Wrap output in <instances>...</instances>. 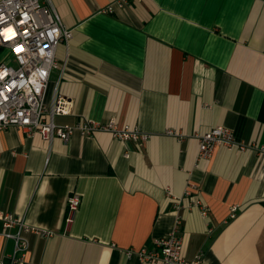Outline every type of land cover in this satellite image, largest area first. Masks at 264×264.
<instances>
[{"label":"crops","instance_id":"0c3cea01","mask_svg":"<svg viewBox=\"0 0 264 264\" xmlns=\"http://www.w3.org/2000/svg\"><path fill=\"white\" fill-rule=\"evenodd\" d=\"M115 1L50 0L72 37L57 48L45 103L68 102L59 126L113 118L149 136L46 141L1 129L0 211L31 230L13 261L0 221V263L160 264L126 250L173 232L187 261L264 264V0H130L106 11ZM215 126L248 149L220 146L196 167L197 136ZM188 183L202 205L185 198ZM72 194L80 205L66 225Z\"/></svg>","mask_w":264,"mask_h":264},{"label":"built area","instance_id":"2783aa9c","mask_svg":"<svg viewBox=\"0 0 264 264\" xmlns=\"http://www.w3.org/2000/svg\"><path fill=\"white\" fill-rule=\"evenodd\" d=\"M130 0H117L106 9L112 12L114 6L123 7ZM11 28L12 33L6 35ZM72 30L60 19L50 0H0V130L7 127L22 129L26 135L38 134L43 140L60 138L64 141L75 132L92 135L100 131L108 132L115 138L126 140H146L149 135L136 128H118L115 119L106 123L81 119L75 125L59 126L54 122L58 115L68 114V102L57 96L53 103H45L50 72L59 67L56 51L60 44H67ZM196 167L202 160L209 161L218 147L245 151L244 143L236 140L233 132L223 126H215L198 135ZM127 156V154H126ZM196 186L188 183L185 198L192 199L197 206L200 198L193 196ZM174 202L179 199L174 198ZM80 205L78 194L67 199L65 223H72ZM237 206L230 208V218L236 216ZM3 236L14 241L13 261L23 259L28 248L22 232L31 230L23 220L9 212L0 211ZM15 228V232L11 229ZM183 239L171 232L169 235L153 240V247L134 251L126 250L127 256L136 255L144 262L160 264H200L199 253L191 261L183 258L181 251ZM2 264V263H0Z\"/></svg>","mask_w":264,"mask_h":264},{"label":"clouds","instance_id":"9594fccd","mask_svg":"<svg viewBox=\"0 0 264 264\" xmlns=\"http://www.w3.org/2000/svg\"><path fill=\"white\" fill-rule=\"evenodd\" d=\"M11 33H12V29L9 28V29L7 30V32H6V35H10Z\"/></svg>","mask_w":264,"mask_h":264}]
</instances>
